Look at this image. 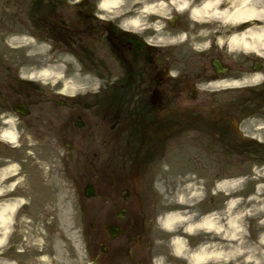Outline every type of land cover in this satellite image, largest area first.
I'll return each mask as SVG.
<instances>
[{
  "label": "flooded vegetation",
  "instance_id": "1",
  "mask_svg": "<svg viewBox=\"0 0 264 264\" xmlns=\"http://www.w3.org/2000/svg\"><path fill=\"white\" fill-rule=\"evenodd\" d=\"M237 2L224 0L221 7ZM94 9V0L79 4L0 0V111L18 115L20 127L54 150L58 160L63 151L67 164H58L60 169L64 165L75 174L86 173L74 204L76 213L106 212L101 220L90 223L93 231L102 234L88 256L90 261L152 264L153 256L164 254L166 264H187L170 254L169 240L174 235L186 236L192 248L216 242L227 250L231 239L204 231L188 236L182 228L164 232L155 218L170 209L188 207L168 202L186 182L185 173L204 178L206 196L189 208L201 215L212 210L223 215L230 197L240 199L228 215L251 208L254 197L264 200V187H256L264 184V168H260L264 129L257 127L264 123V82L212 91L195 88L197 83L264 73V57L228 53L215 44L196 52L189 41L149 46L142 36L120 30L115 21L99 20ZM189 23L184 13L170 21L167 30L175 34L218 27L215 21L194 28ZM258 23L253 20L236 27ZM225 27L219 26L214 35ZM21 35L50 44L47 55L53 61L74 56L77 62L68 63V74L78 72L77 81L89 90L68 97L21 79V66L48 62L47 55L29 57L25 47L11 46L20 43L13 37ZM172 70L179 75L171 76ZM92 87L99 90L93 92ZM89 151L88 164H75L77 152L84 158ZM253 165L258 169L256 179H252ZM241 176L248 179L237 189L226 185L228 195L212 194L216 180ZM86 186L90 197H85ZM226 219L223 216L222 222Z\"/></svg>",
  "mask_w": 264,
  "mask_h": 264
},
{
  "label": "clouds",
  "instance_id": "2",
  "mask_svg": "<svg viewBox=\"0 0 264 264\" xmlns=\"http://www.w3.org/2000/svg\"><path fill=\"white\" fill-rule=\"evenodd\" d=\"M70 3L79 4L81 0H69ZM224 0H94V15L102 21L116 22V26L124 31L142 36L144 42L149 46H168L190 42L191 48L196 52L207 51L213 44L220 48H226L228 53H256L264 57V0H260V6L248 4L245 2L236 4L229 3L221 7ZM187 13L189 28H194L197 24L217 22L215 28H199L195 32L179 31L175 34L168 31V23L180 15ZM258 20V24H249L247 27H236L245 22ZM225 27L223 33L214 35L219 31V26ZM151 30L150 34L143 35ZM19 39L20 43L12 44L13 47H25V55L29 57L45 56L51 45L38 42L35 37L30 35H21L13 37ZM28 45H38L37 47H28ZM48 62L41 64H31L21 66L19 77L38 82L41 86L51 88L55 93L75 97L77 94H83L89 89L78 82L76 77L78 72L68 74V63H76V58L72 55H65L59 61H53L50 55H47ZM170 75L175 77L179 75L178 71H170ZM264 82V73L255 72L250 77L244 76L238 79H218L211 82H202L195 85L200 90H216L229 86L258 85ZM60 87H57V85ZM93 92L98 91V87L90 89ZM21 120L18 115L8 111H0V142H5L13 147H19L21 136L31 142L30 134L26 133L20 127ZM264 129V123L257 125ZM167 168V166H165ZM264 168V165H260ZM20 169V165L11 162L3 167L0 174V181L15 175ZM252 179H256L258 169L256 165L252 167ZM264 175V173H261ZM19 177L10 183L0 187V193L13 190L17 183L22 180ZM248 179L247 176L236 178H222L214 182L211 189L213 195L223 191L225 195L229 194L226 185L232 189H237ZM186 182L179 186V190L174 192L172 197L168 198L169 203L178 205H187L184 208H175L165 211L156 216V223L164 232L174 233L178 228H182L183 233L188 236L196 235L200 231L215 233L221 238L231 240L240 239L239 234L246 229L238 221L244 213L228 215L239 202V197H230L225 201L223 215L217 210L200 214L197 210H189L193 205L202 201L205 196V181L203 177L197 178L196 173H185ZM257 190L264 187V184H257ZM158 190L164 189L158 186ZM250 199L252 197H249ZM27 201L20 197L12 201H4L0 209V220L5 226V232H10L11 224L14 222V214L21 204ZM264 207V205H262ZM199 216V219L196 217ZM223 216L227 219L222 222ZM264 223V219L260 221ZM227 225V227H226ZM157 243H162L158 240ZM240 243H243L241 240ZM259 243L264 244V234L259 238ZM170 254L176 257H182L187 264H262V260L255 254L253 248L240 247L239 245L224 249L222 245L216 242H204L195 248L190 247L186 236L174 235L169 240ZM42 264H51L49 258L44 255L37 258ZM167 257L164 254L152 257V264H166ZM12 264H15L13 261Z\"/></svg>",
  "mask_w": 264,
  "mask_h": 264
},
{
  "label": "rangeland",
  "instance_id": "3",
  "mask_svg": "<svg viewBox=\"0 0 264 264\" xmlns=\"http://www.w3.org/2000/svg\"><path fill=\"white\" fill-rule=\"evenodd\" d=\"M259 2L256 0L253 5L259 7ZM35 138L31 136L29 142L22 135L19 147L0 142V174L8 163L20 165L15 175L0 181V187L23 177L13 190L0 193V204L20 197L27 201L15 212L12 230L0 246V264H42L37 258L44 255L51 264H86L102 240V234L98 229L93 231L90 223L101 220L106 212L76 213L74 204L86 173L75 174L64 165L60 169L58 164H67L66 154L62 151L58 160L54 150L37 143ZM83 154L84 158L75 154V164H88L87 159H92L90 151ZM262 205L264 200L254 197L251 208L238 211L244 213L238 222L246 231L235 242H227L231 244L228 249L237 245L253 248L264 264V244L259 243L264 234V223H260L264 219Z\"/></svg>",
  "mask_w": 264,
  "mask_h": 264
},
{
  "label": "bare ground",
  "instance_id": "4",
  "mask_svg": "<svg viewBox=\"0 0 264 264\" xmlns=\"http://www.w3.org/2000/svg\"><path fill=\"white\" fill-rule=\"evenodd\" d=\"M251 1H252L253 4H255V1L256 0H251ZM242 2H245V0H242ZM242 2H241V0H238L237 4L242 3ZM246 2L248 3L249 0H246ZM2 206H3V203L0 204V209H2ZM7 235H8V232L7 233L5 232V226H4L3 222H2V220H0V246L3 243H5ZM2 264H12V263H6V262H4Z\"/></svg>",
  "mask_w": 264,
  "mask_h": 264
}]
</instances>
